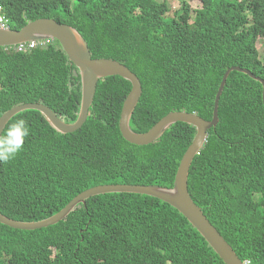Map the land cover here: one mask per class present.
<instances>
[{
  "label": "trees",
  "instance_id": "1",
  "mask_svg": "<svg viewBox=\"0 0 264 264\" xmlns=\"http://www.w3.org/2000/svg\"><path fill=\"white\" fill-rule=\"evenodd\" d=\"M169 1L0 0V6L10 28L53 18L76 28L93 58L128 66L142 85L130 127L145 132L175 110L210 118L231 66L264 79V61L254 48L256 38L264 37V0H204V10L179 0L172 12ZM80 79L56 40L28 52L0 46V116L16 104L41 102L75 121ZM130 88L118 75L99 79L86 121L69 133L56 131L37 110L14 115L5 127L24 118L30 135L18 156L0 165V213L17 221L42 220L100 184L171 187L195 128L176 122L149 144L127 141L119 117ZM218 112V124L207 131L190 165L188 190L241 260L264 264L262 84L231 71ZM0 264L225 263L168 203L144 194L105 193L46 227L21 230L0 222Z\"/></svg>",
  "mask_w": 264,
  "mask_h": 264
},
{
  "label": "water",
  "instance_id": "2",
  "mask_svg": "<svg viewBox=\"0 0 264 264\" xmlns=\"http://www.w3.org/2000/svg\"><path fill=\"white\" fill-rule=\"evenodd\" d=\"M45 37L58 40L69 60L78 68L81 78V101L77 118L75 121L67 122L45 104L37 102L20 103L10 107L0 116V129L5 128L8 121L17 113L33 109L40 111L49 125L56 131L60 133L73 132L82 126L89 115L98 80L105 76L118 75L131 83L119 117V129L127 141L136 145L149 144L161 137L176 121H184L194 125L196 134L180 159L171 187L158 184H101L82 191L69 201L60 212L45 219L31 222L17 221L0 213V222L21 230L38 229L57 223L72 212L79 203H85L86 199L94 195L111 192L145 194L168 203L180 212L206 239L225 264H244L231 245L206 217L201 207L192 199L188 190V174L193 158L205 143L208 128L218 121L219 98L229 71L237 70L262 82L263 99L264 81L248 69L233 66L226 71L218 87L212 119L206 120L195 112L176 110L163 116L147 131L136 132L130 127V119L142 94V85L139 77L128 66L110 58H93L88 43L82 34L73 26L58 22L53 18H38L28 21L19 29L0 27V45L16 44L31 38Z\"/></svg>",
  "mask_w": 264,
  "mask_h": 264
},
{
  "label": "clouds",
  "instance_id": "3",
  "mask_svg": "<svg viewBox=\"0 0 264 264\" xmlns=\"http://www.w3.org/2000/svg\"><path fill=\"white\" fill-rule=\"evenodd\" d=\"M201 1V7L200 8H198V9H201V10H204V8H205V5H204V0H200ZM234 1H239V2H241V1H243V0H234ZM252 11H251V8H250V10H248V12H247V14H249V13H251ZM67 24V23H66ZM0 27L1 28H10L9 27V24H8V18L5 16V15H3L2 13H1V6H0ZM10 29H13V28H10ZM76 29V28H75ZM77 30V29H76ZM78 31V30H77ZM79 32V31H78ZM80 33V32H79ZM83 36V35H82ZM259 38H264V37H262V36H258L257 38H256V40H255V43H254V48L256 49L257 47H256V42H257V40L259 39ZM54 40H56V39H54V38H51V37H45V38H39V39H34V38H31V39H28V40H24V41H21V42H18V43H16V44H6V45H0L1 47H3L4 48V50H6V51H10V50H13V51H15V52H28V51H31L32 49H35V48H38V47H45V46H47L50 42H53ZM56 41H58V40H56ZM60 44V43H59ZM62 47V46H61ZM63 49V48H62ZM64 50V49H63ZM257 50V49H256ZM65 52V51H64ZM257 52H258V55H259V51L257 50ZM66 54V53H65ZM66 56H67V54H66ZM67 58H68V56H67ZM259 58L261 59V57H260V55H259ZM68 60H69V58H68ZM262 60V59H261ZM70 61V60H69ZM263 61V60H262ZM71 62V61H70ZM72 63V62H71ZM235 66H238V65H235ZM231 67H233V66H231ZM231 67H229V68H231ZM238 67H240V68H243V67H241V66H238ZM229 68L228 69H226V71L227 70H229ZM78 69V68H77ZM245 69H248V68H245ZM251 73H253L250 69H248ZM226 71L224 72V74L226 73ZM231 71H233V70H231ZM231 71H229V73L231 72ZM237 71V70H236ZM79 72V71H78ZM240 72V71H239ZM229 73H228V75H227V78H228V76H229ZM243 73V72H242ZM224 74H223V76H224ZM254 74V73H253ZM248 75V74H247ZM255 75V74H254ZM223 76H222V78H223ZM249 76V75H248ZM256 77H260V76H258V75H255ZM106 77V76H105ZM249 77H251V76H249ZM222 78H221V80H222ZM227 78H226V80H225V83H224V87H225V84H226V81H227ZM252 78V77H251ZM261 78V77H260ZM252 79H254V78H252ZM263 81H264V79L263 78H261ZM254 80H256V79H254ZM81 81V80H80ZM99 81V80H98ZM257 81H259V80H257ZM260 82V81H259ZM220 83H221V81H220ZM220 83H219V85H220ZM261 84H262V82H260ZM98 84V83H97ZM219 87V86H218ZM224 87H223V90H224ZM217 90H218V88H217ZM223 90H222V92H223ZM216 93H217V91H216ZM222 94V93H221ZM215 96H216V94H215ZM215 98L216 97H214V103H215ZM220 98H221V95H220ZM220 98H219V102H220ZM262 101H264V99H263V84H262ZM37 103H41V102H37ZM214 103H213V109H212V113H211V117L210 118H206V117H204V116H201V117H203L204 119H206V120H210V119H212V117H213V111H214ZM20 104V103H19ZM42 104H44V103H42ZM263 104H264V102H263ZM46 105V104H45ZM48 106V105H47ZM49 107V106H48ZM218 108H219V103H218ZM8 110V109H7ZM38 111V110H37ZM176 111V110H175ZM177 111H180V110H177ZM185 111V110H184ZM40 112V111H39ZM187 112H189V111H187ZM192 112H195V111H192ZM4 113V112H3ZM2 113V114H3ZM41 113V112H40ZM196 114H198L197 112H195ZM1 114V115H2ZM168 114V113H167ZM199 115V114H198ZM165 116V115H164ZM162 118V117H161ZM160 118V119H161ZM159 119V120H160ZM9 122V121H8ZM176 122H184V121H176ZM176 122H174V123H176ZM218 122H219V112H218V121H217V123L215 124V125H213V126H211V127H214V126H216L217 124H218ZM173 123V124H174ZM185 123H188V122H185ZM239 123H240V121L238 122V124H237V127H238V125H239ZM173 124H171L170 125V127L173 125ZM190 124V123H189ZM192 125V124H191ZM194 128H195V134H196V127L194 126V125H192ZM152 127V126H151ZM150 127V128H151ZM211 127H209L208 128V130L211 128ZM207 130V131H208ZM29 135H30V127H29V125H28V122L24 119V118H17V119H15L13 122H11L7 127H5V128H3V129H0V165H5V164H8L9 162H11V161H13L17 156H18V154L24 149V146H25V140H26V138H28L29 137ZM194 137H195V135H194ZM194 137H193V139H194ZM206 139H207V137H206ZM205 142H206V140H205ZM204 145V144H203ZM203 145H202V147H203ZM201 147V148H202ZM200 148V149H201ZM199 152V151H198ZM197 152V153H198ZM101 185V184H100ZM144 185H146V184H144ZM97 186V185H96ZM91 188V187H90ZM86 190V189H85ZM81 193V192H80ZM111 193H118V192H111ZM122 193H129V192H122ZM105 194V193H104ZM136 194H138V193H136ZM78 195V194H77ZM100 195V194H99ZM145 195V194H144ZM95 196V195H94ZM149 196V195H148ZM92 197V196H91ZM153 197V196H152ZM90 198V197H89ZM87 200V199H86ZM86 200H85V202H86ZM71 201V200H70ZM79 204H85V203H79ZM78 206V205H77ZM76 206V207H77ZM64 208V207H63ZM76 208H74V210H75ZM73 210V211H74ZM61 211V209L58 211V212H60ZM58 212H56L55 214H57ZM71 213V212H70ZM69 213V214H70ZM55 214H53V215H55ZM68 214V215H69ZM68 215H66L65 217H67ZM52 216V215H51ZM50 217V216H49ZM64 217V218H65ZM207 217V216H206ZM63 218V219H64ZM208 218V217H207ZM45 219V218H44ZM63 219H61V220H63ZM60 220V221H61ZM39 221V220H38ZM59 222V221H58ZM189 222V221H188ZM211 222V221H210ZM52 225V224H51ZM49 226V225H48ZM10 227V226H9ZM195 228V227H194ZM196 229V228H195ZM217 229V228H216ZM197 230V229H196ZM218 230V229H217ZM198 231V230H197ZM199 232V231H198ZM220 233V232H219ZM221 234V233H220ZM201 235V234H200ZM202 236V235H201ZM203 237V236H202ZM204 238V237H203ZM205 239V238H204ZM225 239V238H224ZM226 240V239H225ZM205 241H206V239H205ZM227 241V240H226ZM207 242V241H206ZM228 242V241H227ZM208 243V242H207ZM209 244V243H208ZM210 246V245H209ZM211 247V246H210ZM232 247V246H231ZM212 248V247H211ZM213 249V248H212ZM234 250V249H233ZM158 251H160V253H163V251H162V249H160V248H158ZM235 251V250H234ZM215 252V251H214ZM216 253V252H215ZM217 254V253H216ZM237 254V253H236ZM218 255V254H217ZM219 256V255H218ZM220 257V256H219ZM240 258V257H239ZM224 262V261H223ZM242 262L244 263V264H250V262L248 261V260H245V261H243L242 260Z\"/></svg>",
  "mask_w": 264,
  "mask_h": 264
},
{
  "label": "rangeland",
  "instance_id": "4",
  "mask_svg": "<svg viewBox=\"0 0 264 264\" xmlns=\"http://www.w3.org/2000/svg\"><path fill=\"white\" fill-rule=\"evenodd\" d=\"M187 4L190 6L191 10H196L201 7L200 0H186ZM169 4L171 6V12L179 9L180 1L179 0H170ZM170 15H172L170 13ZM194 15V11L191 12V16ZM192 21V20H191ZM256 49L259 51L261 59L264 61V38H259L256 42Z\"/></svg>",
  "mask_w": 264,
  "mask_h": 264
}]
</instances>
